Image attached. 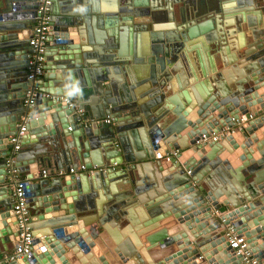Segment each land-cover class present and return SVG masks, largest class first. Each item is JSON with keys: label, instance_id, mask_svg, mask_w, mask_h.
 Listing matches in <instances>:
<instances>
[{"label": "water", "instance_id": "1", "mask_svg": "<svg viewBox=\"0 0 264 264\" xmlns=\"http://www.w3.org/2000/svg\"><path fill=\"white\" fill-rule=\"evenodd\" d=\"M41 1L0 0V252L11 242L14 249L18 235L8 160L25 179L33 237L28 257H3L0 264H243L222 233L232 222L251 257L264 264V0H236L240 16L233 15L232 0H210L219 27L249 33L246 43L239 35L233 46L238 55L230 64L240 69L223 80L219 74L207 79L200 65L207 52L219 61L225 36L234 31L195 21L192 0H118L117 7L104 0H48L46 43L55 58L49 62L44 53L42 74L33 81L27 79L28 39ZM253 6L250 20L245 13ZM188 53L208 80L204 97L190 80L178 94L171 83L174 74L182 78L181 62L191 74ZM27 90L34 92L31 108L22 103ZM45 95L70 96L74 107ZM77 110L86 125L77 122ZM105 118L113 124L98 123ZM22 123L21 149L13 153L8 138ZM210 134L217 135L214 143L199 141ZM156 150L158 171L172 173L163 182L170 200L155 208L132 199L151 219L136 226L139 243L160 252H138V244L135 250L120 241L116 247L105 240V223L127 220L111 183ZM44 165L55 174L47 175ZM80 165L81 173L94 170V178L77 175ZM130 185L134 195L150 187ZM168 211L172 227L156 224Z\"/></svg>", "mask_w": 264, "mask_h": 264}, {"label": "crops", "instance_id": "2", "mask_svg": "<svg viewBox=\"0 0 264 264\" xmlns=\"http://www.w3.org/2000/svg\"><path fill=\"white\" fill-rule=\"evenodd\" d=\"M104 1H105V3H104L105 6L107 4L109 6H114V7L118 6V0H104ZM127 1H129V0H127ZM127 1L124 0V2H127ZM192 2L196 5V13L194 16H196L197 18H195V21L200 20V23L201 22H208L211 26L213 25L212 27H215L216 32H217V30H216L217 28H222V26L220 25V27H219L218 23H216V21H215V16H217V14H219V13H216V11H217L216 6L213 5L210 2V0H192ZM235 2H236V0L231 1V5H232L231 8H232V10H234L232 13H234L233 14L234 16H235V14L240 16L241 13L239 12V10L235 11L236 10L235 9L236 8ZM174 9H173V11H174ZM254 9L255 8L253 6L247 10V13H245V15H247L248 19L250 18V20L256 18V17H254V14L256 13V11ZM174 19H175L174 22L172 24H169L172 27H167V28H165V30L168 29V30H170L169 32H171V29L174 28L175 23H178L177 22L178 15H175ZM56 24H57V22H56ZM54 26H56V25H54ZM242 27L244 28V26H242ZM157 29L162 30L161 27H158ZM230 30L234 31V33L225 36L227 45H226V47L221 48L222 50L219 51L222 53V55L219 54V61L214 59L213 56H209V54L207 55V53H208L207 50H206L207 53H205L204 61L202 63L200 61V63H201L200 68H202V70L206 71V75H208L207 79H209V80H211L212 77H213V80L216 79L217 78L216 74H219L220 75L219 78H221V80H223L229 74L230 75L235 74V72L238 70V68L240 69L241 65L230 64L231 62H233L234 60L237 59L236 57L238 55L237 54L238 52L233 49V46H234V44L236 46L237 37L239 35H241L242 40L244 41V43H246L248 41L249 33L247 32L246 27L244 29L245 31H242L241 34H239L236 31V28H234V29L222 28L223 33H225V32L227 33V31H230ZM162 31H164V30H162ZM178 32L179 31H177V30H173L172 31L173 34H171V35L178 37ZM144 34H146V36L143 37L142 44L144 42V47H146L148 49V48H150V39L148 37L149 33L144 32ZM140 44H141V42H140ZM47 48H48V45L46 43L44 53L50 54L51 58L48 57L47 61L53 63L52 59L55 58V55L53 52L47 51ZM188 56H189L190 65L192 67V70L190 72L191 74H189L187 72V68H186L185 64H183L181 62L180 65L182 67H181L180 73L182 74V78L181 77L178 78L177 74H174V78L171 80V83L175 87L176 94H178L181 91H183V89H182L183 87L189 88V86L184 83V80H188V81L190 80L189 84H191L192 89L194 91L200 93L199 97L200 96L204 97L207 95V93H206L205 89L203 91V88H204V86L206 88L205 81H206V83H208V80H203L202 77H200V75L198 74L199 71H198V69H196L197 67L195 65V62H193V59H191L192 56H194V55L192 53H188ZM207 57L212 58L211 64H209ZM44 60H45V57H44ZM222 60L224 61V64H223ZM141 67L142 66H140L139 68H141ZM141 70H139V71H141ZM175 76H177L176 79H175ZM232 78H237V77L233 76ZM177 84H179L178 87H177ZM185 91H186V89H185ZM65 97H67L72 102L70 96H65ZM180 103L182 104L183 100H181ZM81 125L83 126V124H81ZM20 149H21V146H20ZM155 162H156V159L154 158V155L152 156V159H150V160H139L138 162L135 163L136 171H132L131 174L126 173V176L124 175V176L118 177L119 179L117 181H114L111 183V185L116 183V185L114 186V188H115L114 189V192H115L114 197L118 198L119 209L121 211L125 212L124 217L127 220L126 221L127 223H126L125 221L116 222L114 219H111V221L105 223V225H106L105 240H109L116 247L118 246V241H120V243H122V242L126 243L128 246L134 248L135 250L138 248V247L137 248L135 247L136 244H138L139 245L138 252L143 251L144 253H148V251H149L150 253H152L154 250L160 252V250L158 249L157 246H153L150 249L146 250V249H144L143 244L139 243L140 242L139 239L141 236L139 237L138 230H137L136 226L139 227L141 224L140 223L141 221H150L151 219H150V216L145 211V209L143 208V206L139 205L137 202H134L135 198L132 199V196H134V197L136 196V198H143L147 204H153V205L157 204L158 206L155 208H159V204H161L164 200H166L165 199L166 193L163 190V188H164L163 182H166L165 177L172 175V173L167 172V171L159 172L158 168L156 167ZM43 170L46 171L47 175H50L51 173L55 174V171H53L51 168L49 169L46 165H44ZM93 171L94 170H92V172ZM77 173H78L77 175H79L80 177H83V179H85V181H86V179L94 178V174L92 176H89L88 172H86V173L84 172L86 174L87 178L84 177V173H81V172H77ZM18 175L23 177V175L20 173H18ZM53 176L50 178L53 179L54 178ZM131 182H134L135 184L138 182H141L142 185H144L145 187H147V185H150V187L146 188V190H144L143 188L139 189L140 187H137L139 190L137 192V195H134L133 194L134 193L133 188H136V187H131V185H130ZM204 184H205V182H204ZM92 185H93V183H92ZM157 189H161V192ZM2 196L3 197L0 199H5L4 195H2ZM100 197L103 199L101 194H100ZM168 200H170L169 197H168ZM168 200H166V201L168 202ZM178 200H180V199L178 198ZM101 203H104V202H100V204ZM31 207H33V206H31ZM28 210H29L30 216H32L30 209H28ZM222 210H224V208ZM139 212L142 213L141 218H139V216H140V215H138ZM168 214L170 216L169 211H168ZM88 216H91V214L89 213ZM159 216H162V215L159 214ZM172 218H173V216L166 217V218H160L158 221H155V223L156 224H162L163 222L172 221L173 220ZM29 225H30V223H29ZM164 225L166 227H169V228L172 227V226H170V225H172L171 222L164 223ZM114 240H116V241H114ZM11 243L7 244L8 245L7 247L9 249L7 251V253H9L13 250ZM103 247H104V244H103ZM5 253L6 252H4V253L0 252V259H2L7 254V253L6 254Z\"/></svg>", "mask_w": 264, "mask_h": 264}, {"label": "built area", "instance_id": "3", "mask_svg": "<svg viewBox=\"0 0 264 264\" xmlns=\"http://www.w3.org/2000/svg\"><path fill=\"white\" fill-rule=\"evenodd\" d=\"M49 5L48 0H42L41 4L36 10L37 17L35 18V25L33 26L29 39L28 46L30 47V54L28 57V80H35L42 74V64L44 62V51L46 45L47 36L52 33V28L50 25V16L48 13L47 6ZM43 96V95H41ZM53 102H64L68 107H74L73 103L63 96H46ZM34 101V92L27 90L23 100V106L26 108H31ZM78 120L80 124L86 125L88 123L87 119L83 116L81 112L77 110ZM25 123L26 119H22ZM23 123L18 125L15 134L9 136L8 143L12 145V152L15 153L20 149V140L24 133ZM99 124H113L112 120L105 118L98 121ZM69 130V129H68ZM217 140V135L210 134L208 138L204 136L201 137L199 141H205L207 143H214ZM156 143V141H155ZM154 158L160 159V153L156 150L154 151ZM165 159H168V155H165ZM7 183L10 191V197L12 200V214L17 225V241L15 248L10 254L4 256L5 259H14L19 257H28L31 250V244L33 237L29 229V219L30 214L26 204V192L24 190L25 179L18 175V173L10 167V161H7ZM83 166H79V171L82 172ZM69 173H73L69 169ZM44 175V172H42ZM61 174V171H58ZM92 171H88V175H92ZM235 222L224 226L223 235L226 239V243L229 249L233 251L234 255L241 256L243 264H258V262L251 257L249 250L247 249V244L245 238L242 235H238L235 231Z\"/></svg>", "mask_w": 264, "mask_h": 264}, {"label": "clouds", "instance_id": "4", "mask_svg": "<svg viewBox=\"0 0 264 264\" xmlns=\"http://www.w3.org/2000/svg\"><path fill=\"white\" fill-rule=\"evenodd\" d=\"M77 91H79V89H77ZM153 155H154V152H153Z\"/></svg>", "mask_w": 264, "mask_h": 264}]
</instances>
